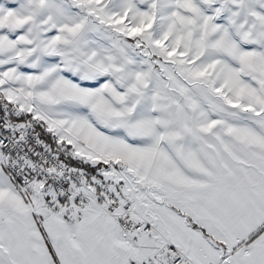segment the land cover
Returning a JSON list of instances; mask_svg holds the SVG:
<instances>
[{"label":"snow or ice","instance_id":"snow-or-ice-1","mask_svg":"<svg viewBox=\"0 0 264 264\" xmlns=\"http://www.w3.org/2000/svg\"><path fill=\"white\" fill-rule=\"evenodd\" d=\"M0 264H264V0H0Z\"/></svg>","mask_w":264,"mask_h":264}]
</instances>
